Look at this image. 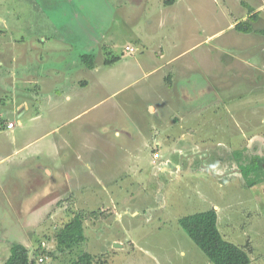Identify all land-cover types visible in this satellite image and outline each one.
I'll use <instances>...</instances> for the list:
<instances>
[{
	"label": "crops",
	"instance_id": "0c3cea01",
	"mask_svg": "<svg viewBox=\"0 0 264 264\" xmlns=\"http://www.w3.org/2000/svg\"><path fill=\"white\" fill-rule=\"evenodd\" d=\"M127 1L131 13L128 15L119 8L114 16L124 21L120 24L138 20L140 25L134 32L139 30V33L131 36L130 42L136 46L128 43L114 55L117 60L113 64H106L110 55L107 57L95 39H92V68L73 50L71 56L70 46L60 38L37 43L29 40L30 46L25 39L6 43L0 40V49L9 54L7 61L13 80L7 87H0V93H9L11 97L8 106L2 105L4 99H0V159L1 162L12 159L0 168V219H5L9 233L31 236L41 231L42 224L33 226L30 219L49 220L52 213L49 209L53 210L68 197L76 199L74 194L78 193L73 189L77 188L78 181H84L87 172L92 175V183L100 185L99 173H105L101 158L110 161L111 155L116 160L118 156H138L144 152L138 156V165L140 158L146 157V166L153 167L157 176V182L152 180L155 190L147 194L151 198L155 192L160 193L159 174L180 169V166L177 169L172 166L169 159L163 160L160 146L165 145L169 153L179 152L181 158L189 160V165L196 156L204 162L213 154L219 155L216 168L211 166L208 171L213 176L217 170L222 174L241 172V167L248 164L254 154L264 156V142H261L264 138L254 133V113L239 105L234 95L257 92L259 88L254 87V83L259 81L254 78L255 70L264 75V34L260 33L264 31V4L255 7L248 0H228L226 5L222 0L221 5L212 0L213 5L209 6L205 0L202 4H195L194 0H161L162 6L158 9L150 5V0ZM249 8L259 16L253 23V32L237 31L236 39L213 44L223 37L220 35L224 30L236 32L237 23L248 21ZM200 14H204L203 19ZM235 40L249 46L240 51ZM260 53L262 58L258 57ZM226 62H234L238 68L243 66L246 71L243 79L237 74L225 82ZM76 71L80 76L75 77ZM226 107L232 109L227 111ZM100 108L104 110L89 122L92 143L91 140L86 146L78 143L82 142L80 128L73 130L76 133L66 134L65 141L45 142L48 134H44L50 132L51 125L71 123L83 113L91 110L93 113ZM10 123L14 125L11 129L7 127ZM242 126L250 132V138L243 136ZM199 135H203L204 140H217V144L199 148L191 143L188 148L197 147L199 154L194 152L192 158H185L187 152L178 149L176 142H192L198 140ZM135 140L141 142L134 143ZM74 141L78 143L75 147ZM121 141L125 142L120 144ZM126 142L137 148L130 152L123 149ZM118 145L123 151L113 149ZM254 147L261 152L254 153ZM241 150L246 157L243 161L239 157ZM70 153L74 157L69 159ZM155 153L159 158H154ZM247 153L252 155L249 157ZM125 162L116 161L107 171L125 172L128 167ZM119 179L122 181L121 175ZM88 188L91 189L89 184ZM92 194L99 198L94 191ZM98 202L105 203L102 199ZM18 213L22 220H30L23 227L15 224Z\"/></svg>",
	"mask_w": 264,
	"mask_h": 264
},
{
	"label": "rangeland",
	"instance_id": "374dc122",
	"mask_svg": "<svg viewBox=\"0 0 264 264\" xmlns=\"http://www.w3.org/2000/svg\"><path fill=\"white\" fill-rule=\"evenodd\" d=\"M201 1L204 2V0L193 2L200 4ZM205 1L208 5H213L212 0ZM216 1L223 5L222 0ZM225 1L226 5L229 4L228 0ZM248 2L255 7L264 4V0H248ZM161 3V0H150V5L154 8L161 9ZM241 3L243 4V1ZM119 8H123L128 15L131 13V5L127 0H0V40L6 43L14 39L19 41L25 39L27 45L30 46L29 40L37 43L39 40L44 42V39L48 38L49 40L60 38L66 46H70L68 51L71 56H73L71 53L73 50L74 54L82 58L85 55L92 57V51H94L92 39H95L101 45L100 47H103L107 57L110 55L108 59H113L114 55H118L128 43L136 46L130 41H132L133 34L139 33V30L134 31L140 25L138 20L122 24L124 21L114 16ZM243 9L245 11V8ZM200 16L204 18V14ZM213 18L214 15L210 13V19ZM120 21H122L121 24ZM237 34H239L237 31L224 30L220 35L223 37L214 40L213 44L236 39ZM254 39H259V37L254 36ZM235 42L240 51L243 47L249 46L242 40H235ZM130 49L133 50V48ZM258 57L262 58L261 53ZM7 58L9 54L0 49V62H3V65H0V84L2 85L0 87L3 85L7 87L13 81L10 78L11 68ZM5 61L6 64H4ZM11 64L14 65V63ZM236 65L234 62L225 63L226 74H223L226 76L225 82H228L232 75L237 76V74L243 79L246 71L243 66L240 65L238 68ZM258 72L255 70L257 76L254 77V71L251 69V78H257L260 83H254V87L259 88L258 93L246 91L234 95L238 98L236 102L239 105H244L254 113V133L264 138V91H262L264 75ZM78 76L80 74L76 71L75 77ZM82 76L86 77L85 74ZM0 99L1 101L4 99L1 102L2 105H11L9 93L1 92ZM225 109L229 111L232 108L228 110L226 107ZM103 110L104 108H100L94 110L93 113L92 110L83 113L71 123L64 122V126L63 124L51 125L50 132L44 134H48L45 142L66 140V134L80 128L82 142L78 143H85L84 146L87 145L88 140L92 143L90 137L92 126L90 127L89 122H92L93 118H96ZM242 130L244 131L243 136L246 139L250 138V132L243 126ZM201 137L203 135H199L198 140L192 142L177 141L176 146L187 152L185 158L189 156L192 158L194 152L199 154V149L197 147L189 149L191 143L199 148L207 144H217V140L208 141ZM123 142L125 141L119 143ZM138 142L141 141H134V143ZM78 143L74 141L73 146H77ZM118 146L113 149L123 151L120 145ZM258 147L261 146L258 144ZM122 148L129 149L130 152L137 146L133 147V144L126 142ZM212 149L221 151L219 148ZM166 150L165 145L159 147L163 160L169 159L172 166L175 168L180 166V169L177 172L172 169L171 172L159 174L161 178L159 195L155 192V196L151 198L147 196L156 188L152 180L157 182V176L153 173V167L146 166V157H141L140 166L138 165V156L144 155V152L141 151L138 156L124 157L123 155L124 159L118 156L116 160H113L114 157L111 155L113 159L110 161L101 158L104 162L100 165L106 171L99 173L102 177L100 185L96 182L92 183V175L87 172L84 176L86 182L78 181L76 185L80 187L73 189L74 193H78L74 194L77 196L76 199L68 197L59 206H54L53 210L49 209L52 212L49 214V220L45 221L42 218L37 222L30 219L33 226L42 224L41 231L37 230L31 236L9 233L10 231L5 228V219H0V264H4L9 259L11 247L16 243L27 246L31 259L37 257L35 251L40 245L46 250H55L56 233L79 212H83L87 218L84 222L87 241L83 249L100 260L106 259L108 264H213L178 224L179 220L185 216L209 209L217 211L218 227L223 237L244 248L251 258L250 264H264V183L250 187L249 184L254 182L256 177L252 176L245 181L241 172L236 171L222 174L216 169L218 173L214 176L212 172L208 173L211 166L215 168L217 166L216 162L219 161L217 154L209 156L204 162L201 157L196 156L189 165V160L181 158L179 152L174 154ZM256 152L261 151L254 147V153ZM203 154L202 152L201 155ZM246 155L250 157L252 153ZM254 155L257 156V154ZM244 156L245 153L241 150L239 152L241 161L246 158ZM68 157L70 159L74 156L70 153ZM1 160L0 168L12 162V159L2 162ZM116 161L120 164L126 161L125 165L128 167L125 172L107 171ZM195 174L197 175L194 176ZM88 184L91 189L88 188ZM105 186L106 189H104ZM92 187H94L93 190ZM92 191L99 198H96ZM100 199L105 203H99ZM93 212L95 215H91ZM30 220L27 222L22 220V216L18 213L15 224L23 227ZM117 244L122 247H116ZM43 258L45 264H64V259L61 258L57 262Z\"/></svg>",
	"mask_w": 264,
	"mask_h": 264
},
{
	"label": "trees",
	"instance_id": "16d2710c",
	"mask_svg": "<svg viewBox=\"0 0 264 264\" xmlns=\"http://www.w3.org/2000/svg\"><path fill=\"white\" fill-rule=\"evenodd\" d=\"M258 13L249 8L248 21L236 24L235 29L240 33L253 32V23L258 20ZM264 34V31L260 32ZM82 60L92 68L93 57L82 56ZM117 60L107 59L106 64H113ZM241 174L245 181L256 177L250 187L264 183V156H254L249 163L241 167ZM95 215V212L91 213ZM86 216L83 212L76 213L74 218L64 224L55 236V250H46L39 246L35 251V258H30L29 249L22 244H13L11 255L4 264H45L46 259L57 262L64 259V264H108L106 259L100 260L97 256L83 249L87 239L84 222ZM179 227L200 248L213 264H250L251 258L246 250L230 241H227L218 227V213L215 209L195 213L181 218ZM41 256V257H40ZM43 258L41 262L40 259Z\"/></svg>",
	"mask_w": 264,
	"mask_h": 264
},
{
	"label": "built area",
	"instance_id": "2783aa9c",
	"mask_svg": "<svg viewBox=\"0 0 264 264\" xmlns=\"http://www.w3.org/2000/svg\"><path fill=\"white\" fill-rule=\"evenodd\" d=\"M128 50H129V48H128ZM130 51H133V50L130 49ZM7 127H8L9 129H11V128L14 127V125H13L12 123H10V124H8ZM154 157H155V158H159V154H158V153L154 154ZM40 261L42 262V261H43V258H41Z\"/></svg>",
	"mask_w": 264,
	"mask_h": 264
},
{
	"label": "water",
	"instance_id": "95a60500",
	"mask_svg": "<svg viewBox=\"0 0 264 264\" xmlns=\"http://www.w3.org/2000/svg\"><path fill=\"white\" fill-rule=\"evenodd\" d=\"M116 247H122L120 244H117Z\"/></svg>",
	"mask_w": 264,
	"mask_h": 264
}]
</instances>
